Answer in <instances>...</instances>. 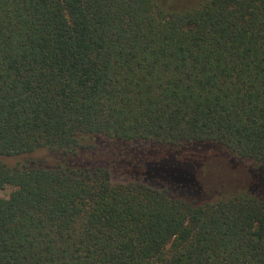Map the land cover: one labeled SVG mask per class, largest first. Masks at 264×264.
Returning <instances> with one entry per match:
<instances>
[{
	"label": "trees",
	"instance_id": "1",
	"mask_svg": "<svg viewBox=\"0 0 264 264\" xmlns=\"http://www.w3.org/2000/svg\"><path fill=\"white\" fill-rule=\"evenodd\" d=\"M5 185L0 264H264V0H0Z\"/></svg>",
	"mask_w": 264,
	"mask_h": 264
},
{
	"label": "rangeland",
	"instance_id": "2",
	"mask_svg": "<svg viewBox=\"0 0 264 264\" xmlns=\"http://www.w3.org/2000/svg\"><path fill=\"white\" fill-rule=\"evenodd\" d=\"M49 155L43 151H38L32 155H24V156H9L4 157L3 161L7 164L14 165L18 162H24L26 160H33L39 164H48L49 163ZM14 189L11 185L0 186V197L6 198L10 195L11 191Z\"/></svg>",
	"mask_w": 264,
	"mask_h": 264
}]
</instances>
